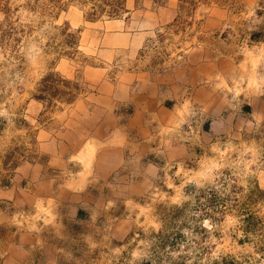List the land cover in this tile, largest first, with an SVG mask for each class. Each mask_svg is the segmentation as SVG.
I'll return each instance as SVG.
<instances>
[{
  "label": "rangeland",
  "instance_id": "374dc122",
  "mask_svg": "<svg viewBox=\"0 0 264 264\" xmlns=\"http://www.w3.org/2000/svg\"><path fill=\"white\" fill-rule=\"evenodd\" d=\"M249 51L261 71L237 85L232 134L203 139L208 122L190 116L175 132L191 154L161 155L141 191L125 170L95 175L89 142L81 161L52 152V134L83 131L76 116L118 113L136 86H201V63ZM260 79L257 98L264 0H0V259L29 230L48 246L29 264H264V117L244 94ZM88 177L86 191L75 184ZM214 187L225 204L201 210Z\"/></svg>",
  "mask_w": 264,
  "mask_h": 264
},
{
  "label": "crops",
  "instance_id": "0c3cea01",
  "mask_svg": "<svg viewBox=\"0 0 264 264\" xmlns=\"http://www.w3.org/2000/svg\"><path fill=\"white\" fill-rule=\"evenodd\" d=\"M248 53L245 62L236 65L225 60L224 65L220 67L218 60H212L210 68H205L207 63H201L198 67L200 75L205 73L208 75L206 82L201 86H199V82H195L188 88L189 83L184 82L186 84H172L169 87L167 81H160L153 83L150 86L151 91L145 93H136V86L129 101H123L121 104L120 112H114L111 108L106 110V114H100V111H97L89 113L87 117L76 116L82 121V132L78 133L72 128H67L65 134L63 132H57L56 136L55 133L52 134L54 136H51L50 139L51 150L55 153V149H57L59 154L70 156L68 162L74 156L79 161L80 152L85 150V146L89 142L91 149L96 151V160L93 165L95 175L97 172L101 174L102 171H111L110 175H114L117 171L125 170L127 173L122 176V179L130 180L126 187L131 191H141V187L145 184L142 182L148 181L144 173H151L155 170L159 172L161 155L168 156L164 158L166 162V160H172L171 154L174 151L176 155H179L180 152L182 156L185 152L188 155L191 154L189 153L191 148L183 143L181 138L176 141L177 132H175L179 130L178 126L182 125L190 116L193 115L196 122H199V117H203L208 122L209 128L201 130L203 139L209 137L214 139L218 134H232L240 113L238 105L232 100H235L236 94L240 95L244 89L241 87L240 91L237 85L245 79V81L248 80L250 69L251 78L261 71L259 65L263 59L261 53L255 51ZM254 59L258 62L250 68L252 65L250 62ZM243 71V76H240L238 72L241 74ZM261 82L262 79L255 82L254 90L250 83L244 94H246V98L251 97L252 102L249 105L252 110L257 107L259 115L264 117V97L257 98L254 95L256 91L255 94H258V89L262 88ZM233 92L234 96H231ZM107 95L111 97L109 93ZM233 97L234 99H232ZM129 104L132 106L131 111L127 107ZM126 108L129 109V112L126 111ZM186 125H189L188 122ZM196 126L197 129L194 131H198V135H194V140L199 139L198 123ZM181 132L178 134L179 136H181ZM165 137H169L171 141L174 140L177 143L175 146L169 144V150L163 153L159 146H162L161 141ZM194 145L198 148L199 142ZM196 155L198 156V154ZM62 162H64L63 159ZM134 179L137 181L134 182ZM92 182L93 179L88 177L82 185L79 180L75 184L86 191ZM16 237L18 241H7L8 246L1 253L0 264H29L31 252L43 248L48 249V246L40 244L41 237L32 231H22Z\"/></svg>",
  "mask_w": 264,
  "mask_h": 264
},
{
  "label": "trees",
  "instance_id": "16d2710c",
  "mask_svg": "<svg viewBox=\"0 0 264 264\" xmlns=\"http://www.w3.org/2000/svg\"><path fill=\"white\" fill-rule=\"evenodd\" d=\"M248 108V107H247ZM206 195H208L207 197L210 198V205L207 206L205 204H202V207L199 204V208H201V210H213L215 208V203H218L219 205H224L225 201L221 200V194H220V190L218 189V187H214V189H211L210 191H203Z\"/></svg>",
  "mask_w": 264,
  "mask_h": 264
},
{
  "label": "bare ground",
  "instance_id": "6f19581e",
  "mask_svg": "<svg viewBox=\"0 0 264 264\" xmlns=\"http://www.w3.org/2000/svg\"><path fill=\"white\" fill-rule=\"evenodd\" d=\"M82 175V174H81ZM83 176V175H82ZM84 177V176H83ZM82 181H84V180H82ZM81 183V182H80Z\"/></svg>",
  "mask_w": 264,
  "mask_h": 264
}]
</instances>
